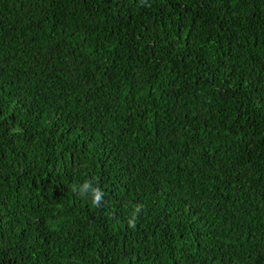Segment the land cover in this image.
<instances>
[{
    "label": "trees",
    "instance_id": "16d2710c",
    "mask_svg": "<svg viewBox=\"0 0 264 264\" xmlns=\"http://www.w3.org/2000/svg\"><path fill=\"white\" fill-rule=\"evenodd\" d=\"M0 264H264V0H0Z\"/></svg>",
    "mask_w": 264,
    "mask_h": 264
},
{
    "label": "clouds",
    "instance_id": "9594fccd",
    "mask_svg": "<svg viewBox=\"0 0 264 264\" xmlns=\"http://www.w3.org/2000/svg\"><path fill=\"white\" fill-rule=\"evenodd\" d=\"M143 2V0H142ZM71 192L81 199H86L92 207L101 208L105 197V191L100 187L99 181L95 178L85 179L82 183L73 184L70 188ZM143 209L142 204H133L127 218V226L135 231L139 215Z\"/></svg>",
    "mask_w": 264,
    "mask_h": 264
}]
</instances>
